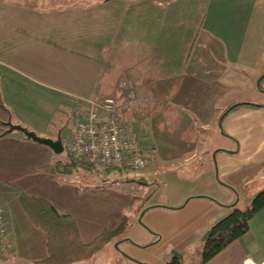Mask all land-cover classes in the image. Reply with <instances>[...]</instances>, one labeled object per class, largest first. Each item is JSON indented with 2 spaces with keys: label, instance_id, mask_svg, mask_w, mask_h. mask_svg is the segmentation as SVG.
Here are the masks:
<instances>
[{
  "label": "crops",
  "instance_id": "1",
  "mask_svg": "<svg viewBox=\"0 0 264 264\" xmlns=\"http://www.w3.org/2000/svg\"><path fill=\"white\" fill-rule=\"evenodd\" d=\"M181 1L105 0L107 8L114 3L123 6L120 19L110 21L105 16V21L98 23L96 17H89L90 39L85 44L87 24L80 28L81 34L71 24L61 26L58 38L63 46L68 42L66 51L71 56L84 60L81 54L86 50L81 44H89L92 54V73L75 80L73 86L61 83L58 74L50 79L35 75L33 63H27L34 36L37 40L42 37L47 47L57 46L44 23L37 31L32 28L35 19L52 16H43L41 6L36 10L31 4L20 8L9 0L0 3V97L10 110L12 124L41 137L60 136L63 141L74 125L78 99L109 94L122 103L127 90L114 87L116 72H103L115 43L120 57L111 61H120L123 78L134 82L133 98L123 114L132 122L150 117L153 127L159 118L163 125L167 118L180 116L185 131L195 134L181 140L193 149L183 162L199 157L198 145L209 143L214 152L212 167L196 175L201 179L197 189L167 205L144 204L140 210L145 234L135 232L120 248L111 250L106 248L108 242L85 264H167L173 252L180 255L182 264H199L209 227L229 212L230 204L243 209L264 189V0H205L197 17L180 6ZM52 21H61V16ZM62 21L67 24L70 20L65 17ZM70 34L79 35L71 37L78 38L71 49V38H66ZM4 41L14 45L6 48ZM242 86L246 91L257 89L259 99H252L251 91L230 97ZM244 102L263 105L236 107L219 120L227 107ZM55 115L61 116L60 126L51 121ZM121 118L132 135L131 121ZM61 153L19 130L0 137V207L4 208L11 243L10 254L1 257L0 264H41L47 255V235L23 209V193L69 213L84 243L102 232L111 214L123 212L124 207L114 204V191L107 186L110 179L106 177L105 185H97L95 168H83L94 170L93 178L61 175V163L68 165L69 161L63 162ZM203 161L200 159V164ZM72 167L66 172L82 169ZM126 197L129 204L131 198ZM99 253L103 258H97ZM249 262L264 264V207L250 219L248 232L203 264Z\"/></svg>",
  "mask_w": 264,
  "mask_h": 264
},
{
  "label": "rangeland",
  "instance_id": "2",
  "mask_svg": "<svg viewBox=\"0 0 264 264\" xmlns=\"http://www.w3.org/2000/svg\"><path fill=\"white\" fill-rule=\"evenodd\" d=\"M3 0H0V3ZM10 4L20 8L28 7V4H31L34 9L39 10V7H42L43 16H52V18L39 17L32 22V28L34 31L39 30L42 24H45V31L47 35H54L55 39L52 38V41L56 40L57 46H48L47 44L41 41V38L34 36V41L32 40V54L30 55V60H27L28 65L33 63V71L35 75L42 76L44 79L54 78L56 74L61 75V83H66L67 85L73 86L77 79L84 78L92 73V64L90 63V57H92L91 51H89V44H86L85 47L81 44L79 47L86 50L81 55L83 56L79 62L75 57L71 56L69 51H66L68 42L63 46L61 38H58V35L61 33V26L73 25L74 28L78 31L79 34L81 29H84L86 25V37H84V43H87L90 39L88 29L90 27L89 17L93 16L98 20V23L105 21V16H108L109 20L120 19L121 10L120 3H114L109 5L107 8L104 3L105 0H9ZM120 1V0H119ZM205 0H183L180 3V6L187 7V10H191V14L197 17L199 12L203 11V4ZM122 3V2H121ZM123 4V3H122ZM121 4V5H122ZM123 7V6H122ZM121 7V8H122ZM194 8V9H193ZM193 9V10H192ZM41 13V11H40ZM47 13V14H45ZM34 16H40V14L34 13ZM61 16V21L56 22L52 21L53 18ZM200 16V15H199ZM68 18L70 21H67V24L63 23L64 18ZM195 17V19H196ZM70 18H75L74 20ZM51 19V20H50ZM66 20V19H65ZM111 23V22H110ZM116 24V23H115ZM19 27L22 25H18ZM29 26V24H28ZM57 29L58 32L57 33ZM19 29L17 30V32ZM77 33V32H76ZM26 34V33H25ZM41 36H44L43 33H38ZM45 35V36H47ZM75 34L67 35V40L70 39ZM76 37L79 35H75ZM25 38V37H24ZM26 39V38H25ZM78 38H71L69 42V49L73 48L75 40ZM117 38H115L116 40ZM43 40V39H42ZM30 41V39H29ZM61 41V44L59 43ZM51 44V43H50ZM49 44V45H50ZM113 43V54L108 55V59L105 62L104 70H111L115 74L112 76L115 80L114 87L117 89H126L125 81L126 78H123L121 74V64H116V60L111 61L113 57L119 59L120 50L118 47L114 46ZM3 46L11 47L14 45L8 41L2 43ZM76 47V46H75ZM65 48V49H64ZM120 49V48H119ZM74 53V51H73ZM76 55L78 51L75 49ZM68 54V55H67ZM63 65V67H62ZM42 67V68H41ZM119 72V73H118ZM117 74V75H116ZM60 77V76H59ZM41 79V78H39ZM131 80V79H130ZM132 81V80H131ZM134 86V82L132 81ZM253 92L252 99H259L255 95L256 93L260 95L259 91L255 88L249 89ZM246 91L245 87L242 86L240 89L230 93V97L243 96L245 93H250ZM254 95V96H253ZM258 95V96H259ZM110 96L109 94L102 95ZM251 97V96H250ZM256 97V98H255ZM89 98V97H86ZM127 112V109L124 108L121 116L125 121H131V117L128 114H123ZM182 119L180 116H171L167 118V121L162 125L159 122L156 126H152V118H136L135 122H129L132 126V136L139 142L143 154L147 159V166L142 169H132L130 167L120 168V169H105L104 167L97 166L95 171L98 172V177H96L97 185H105L104 179L107 177L109 183L107 186L114 191V204H119L124 207L123 214L125 215V222L122 228V231L114 237L109 243L108 247L111 250L112 247L120 248L124 243V240L131 235L135 236V232H140L145 234L144 229V218L142 217V212L140 207L144 204L146 206L152 205H167L181 195H186L191 191L197 189V186L200 185L201 179L196 177L200 172H204L208 167H212V162L214 161V152L209 149V143L204 145H198L197 151L200 152L199 157L190 161L183 162L182 160L191 153V149L186 148L185 144L181 140L186 138L195 137V134L186 132L184 126L181 125L179 120ZM163 120V119H162ZM56 125H61V116H54L51 118ZM182 122V121H181ZM64 123V121H63ZM167 123V126L165 125ZM180 123V124H179ZM70 124H67V127ZM181 125V126H180ZM69 128V127H68ZM130 128V127H129ZM131 131V130H130ZM208 134V133H207ZM205 134V135H207ZM199 135V134H198ZM213 136V133H212ZM67 137V136H66ZM61 159L65 162L68 158L64 153H61ZM204 159L200 164L199 160ZM214 163V162H213ZM73 168L61 163V170L64 172L61 175L66 173L67 177L81 176L93 178L94 170H85L82 169L72 170L66 172L68 169ZM199 175V174H198ZM197 175V176H198ZM63 177V176H61ZM227 192H230L228 189ZM131 198V202L127 203V197ZM187 199V198H185ZM161 206V205H159ZM140 210V211H139ZM130 239V238H129ZM146 240V238H144ZM144 240V241H145ZM105 246V245H104ZM96 257V256H95ZM97 258H103V255L99 253Z\"/></svg>",
  "mask_w": 264,
  "mask_h": 264
},
{
  "label": "trees",
  "instance_id": "3",
  "mask_svg": "<svg viewBox=\"0 0 264 264\" xmlns=\"http://www.w3.org/2000/svg\"><path fill=\"white\" fill-rule=\"evenodd\" d=\"M248 104L257 107L263 105L250 102L232 104L219 116V120L232 109ZM9 117L10 110L0 97V137L14 130L10 129ZM64 153L69 160L67 166L86 169L98 166L76 162L70 154L66 151ZM20 203L31 221L47 235V255L40 260L41 264L87 263L99 249L119 235L125 222L122 212L111 214L109 223L102 232L92 241L84 243L79 236L76 222L69 213L59 211L55 205L43 198L26 193L20 196ZM228 207L229 212L217 219L207 230L200 250L199 264L207 262L233 240L249 231L250 219L264 207V189L258 192L245 208L241 209L236 204H230ZM167 264H182L180 255L173 252Z\"/></svg>",
  "mask_w": 264,
  "mask_h": 264
},
{
  "label": "built area",
  "instance_id": "4",
  "mask_svg": "<svg viewBox=\"0 0 264 264\" xmlns=\"http://www.w3.org/2000/svg\"><path fill=\"white\" fill-rule=\"evenodd\" d=\"M126 98L121 103L114 96L80 98L76 101L74 125L62 141L64 150L79 163L120 169H142L147 159L139 142L121 118L133 98V84L126 80ZM11 252L8 222L4 208L0 207V258ZM255 264V263H244Z\"/></svg>",
  "mask_w": 264,
  "mask_h": 264
},
{
  "label": "water",
  "instance_id": "5",
  "mask_svg": "<svg viewBox=\"0 0 264 264\" xmlns=\"http://www.w3.org/2000/svg\"><path fill=\"white\" fill-rule=\"evenodd\" d=\"M9 123H10V129H15L23 132L27 137H30L33 140L50 147L55 153L63 152V143L60 136H58L56 139L41 137L35 134L33 131H29L25 127H22L19 124H12L11 122Z\"/></svg>",
  "mask_w": 264,
  "mask_h": 264
}]
</instances>
